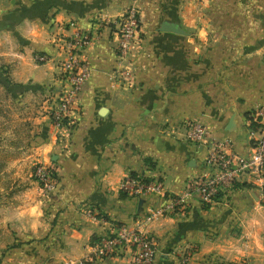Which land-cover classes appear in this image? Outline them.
I'll use <instances>...</instances> for the list:
<instances>
[{"label": "crops", "instance_id": "1", "mask_svg": "<svg viewBox=\"0 0 264 264\" xmlns=\"http://www.w3.org/2000/svg\"><path fill=\"white\" fill-rule=\"evenodd\" d=\"M132 6L140 37L121 61L118 20ZM78 30L92 38L82 55L91 77L67 125L55 127L48 109L67 85L63 47ZM0 85L21 111L27 160L59 178L50 199L31 172L25 188L5 190L0 264H129L130 253L98 259L94 245L163 201L124 194L126 177L160 178L167 194L183 196L209 171L205 148L186 138L192 121L252 154L261 132L253 113L264 106V0H0ZM145 230L157 264H264V187L246 177L212 205L190 197Z\"/></svg>", "mask_w": 264, "mask_h": 264}, {"label": "built area", "instance_id": "2", "mask_svg": "<svg viewBox=\"0 0 264 264\" xmlns=\"http://www.w3.org/2000/svg\"><path fill=\"white\" fill-rule=\"evenodd\" d=\"M203 2L206 0H198ZM76 26V25H73ZM141 15L137 7H130L118 20L119 47L121 61L128 60L134 45L140 37ZM91 36L81 30L67 39L63 52L65 58L60 64L61 74L66 86L49 106L48 114L55 127L67 125L77 106L87 82L91 77V67L83 59L84 50L91 44ZM36 60L46 62L49 59L38 54ZM129 75V71H124ZM254 120L260 125V135L253 139V152L243 156L233 150L232 141L215 137L204 124L192 121L187 124V140L194 145L205 148L206 164L209 171L193 179L183 196L175 197L167 194L164 181L160 178L148 180L144 177H126L120 186L124 194L143 197L155 194L163 201L159 206L149 210L148 215L135 226H114L97 244L94 253L98 259L106 256L130 253L129 264H157L158 245L155 238L145 230V225L155 222L166 215L177 213L187 206L190 197H198L204 204L212 205L221 194L226 195L246 177L264 187V106L253 113ZM34 178L40 185L43 196L52 198L59 187L57 170L52 165L38 163L34 170ZM90 217L92 211H87ZM96 220V218H93ZM98 220V219H97ZM107 223L105 219H99ZM189 256L185 257V264ZM73 264V262H69ZM247 264V263H243Z\"/></svg>", "mask_w": 264, "mask_h": 264}, {"label": "rangeland", "instance_id": "3", "mask_svg": "<svg viewBox=\"0 0 264 264\" xmlns=\"http://www.w3.org/2000/svg\"><path fill=\"white\" fill-rule=\"evenodd\" d=\"M6 95L5 89L0 85V174L3 173L0 177V192L3 194V197H0V205L8 201L5 190L12 187L25 188L24 185L28 183L25 177L29 172L35 180L34 170L38 165L35 161L31 163L27 160V153L21 147L25 144L21 111L8 107Z\"/></svg>", "mask_w": 264, "mask_h": 264}, {"label": "trees", "instance_id": "4", "mask_svg": "<svg viewBox=\"0 0 264 264\" xmlns=\"http://www.w3.org/2000/svg\"><path fill=\"white\" fill-rule=\"evenodd\" d=\"M132 177H135V178H136V177H138V176L132 175ZM147 181H148V180H147Z\"/></svg>", "mask_w": 264, "mask_h": 264}]
</instances>
